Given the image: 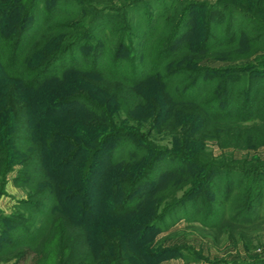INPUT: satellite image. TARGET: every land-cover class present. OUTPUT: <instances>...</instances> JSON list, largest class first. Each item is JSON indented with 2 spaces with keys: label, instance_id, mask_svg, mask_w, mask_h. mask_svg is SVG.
Here are the masks:
<instances>
[{
  "label": "trees",
  "instance_id": "16d2710c",
  "mask_svg": "<svg viewBox=\"0 0 264 264\" xmlns=\"http://www.w3.org/2000/svg\"><path fill=\"white\" fill-rule=\"evenodd\" d=\"M152 4L0 0V176L20 165L27 190L0 230L12 264L179 257L157 235L217 227L202 221L215 178L236 173L215 145L264 147V0L199 16ZM232 218L241 236L262 219Z\"/></svg>",
  "mask_w": 264,
  "mask_h": 264
},
{
  "label": "rangeland",
  "instance_id": "374dc122",
  "mask_svg": "<svg viewBox=\"0 0 264 264\" xmlns=\"http://www.w3.org/2000/svg\"><path fill=\"white\" fill-rule=\"evenodd\" d=\"M152 1L153 4L148 7L150 10L172 5L173 14L181 11V14L184 13L186 16L193 14L199 16L206 12L220 14L218 11H223L221 12L223 15L236 3V0ZM206 63L211 66L224 64L213 60ZM214 155L222 156L225 159L223 161L236 172L232 175V179L222 174L215 178V186L221 194L216 193L213 196L212 211L202 221L209 224L216 222L218 226L212 229L200 222L181 220L170 229L158 234L157 243L164 248L174 249L181 255L164 260L160 264H262L264 262V180H262L264 178V147L234 151L221 150L215 145ZM258 165L262 167V174L254 172V166ZM19 168L20 165L14 166V169L0 176V230L4 217L19 221L23 211L22 203L27 199V190L16 179ZM230 180L234 182L232 185ZM213 194L205 190L202 201ZM205 209H202L203 214H206ZM257 214L262 218L259 221L260 224L256 223L247 229L244 236H241V231L237 232L234 226L231 227L230 223H226L232 217V220L236 219L235 221H238V218L245 221L255 219ZM17 227L16 225L14 229ZM14 260L15 258L7 257L0 250V264H12ZM31 262L30 257L22 264H31Z\"/></svg>",
  "mask_w": 264,
  "mask_h": 264
}]
</instances>
